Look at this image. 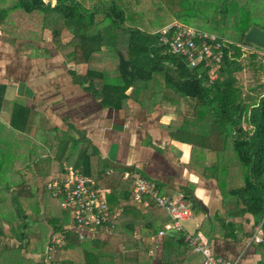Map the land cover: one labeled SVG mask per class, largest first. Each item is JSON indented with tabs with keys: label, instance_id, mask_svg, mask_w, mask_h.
<instances>
[{
	"label": "trees",
	"instance_id": "16d2710c",
	"mask_svg": "<svg viewBox=\"0 0 264 264\" xmlns=\"http://www.w3.org/2000/svg\"><path fill=\"white\" fill-rule=\"evenodd\" d=\"M51 1L0 0V37L10 43L23 39L39 42L47 31L57 48L71 49L66 57L86 65L84 73L68 72L72 81L101 106L126 109V101L131 98L146 112L157 104L179 109L180 118L172 119L164 128L172 139L190 144L192 166L215 179L224 216L213 217L219 221L222 234L234 239L240 234L249 235L252 231L244 233L236 223L224 218L250 214L256 225L264 214V81L259 75H264V63L258 53L264 45L246 40L251 28L264 32V21L253 20L257 13L264 15V0H189L199 13L204 8L211 11L206 22L212 30L207 31L226 39L216 77L211 81L208 68L202 64L187 66L183 58L167 53L158 42V31L164 25L174 19L187 24L183 19L191 14L186 10V0ZM64 34L70 38L62 43ZM25 45L29 43L20 47ZM249 69L252 83L243 86L239 72ZM5 89L0 84V108ZM30 114L27 107L12 101L9 125L25 132ZM62 135L48 143L58 163L70 162L66 150L70 142L73 146L76 143ZM87 148H82L74 167L85 175H95L98 186L110 187L106 200L113 213L118 198L112 190L120 189L124 198H133L132 177L122 179L125 169L121 168L113 169L104 179L99 177L101 168L91 174L92 156L96 157L97 152ZM207 152L213 153L214 163L195 164L193 157ZM2 184L0 236L14 238L17 244L0 247V264H116L117 255L105 249L104 241L79 238L68 226L71 212L61 208L59 198L43 190L58 208H54V202L47 205L43 198L38 202L34 182L27 178H22L14 190L8 182ZM143 197L148 200L149 212L161 209L151 196ZM191 206L199 208L193 201ZM134 208L122 206L115 225L130 231L128 222L141 215ZM146 228L148 235L157 231L151 223ZM262 230V240L251 244L264 264V226ZM55 233L63 234L64 244L49 248V239ZM169 237L164 236V246ZM182 238L177 237V248L183 244ZM34 252L42 253L38 260L25 256Z\"/></svg>",
	"mask_w": 264,
	"mask_h": 264
},
{
	"label": "crops",
	"instance_id": "0c3cea01",
	"mask_svg": "<svg viewBox=\"0 0 264 264\" xmlns=\"http://www.w3.org/2000/svg\"><path fill=\"white\" fill-rule=\"evenodd\" d=\"M69 38V34H64L62 43ZM22 43L29 45L21 48ZM70 50L57 48L47 31L44 32V40L39 42L23 39L10 43L0 37V84L6 86L0 108V182H11L10 188L14 190L22 178H27L34 182L32 188L36 187L37 196L41 199L43 190H46V179L60 175L64 164L74 167L84 146L88 151L94 148L97 156H92L91 174L101 168L99 177L104 179L113 169L121 168L125 169L122 179L136 172L153 180L158 191L165 196L182 194L192 211L191 217L183 220L187 225V228L183 225V231L189 232L192 228V232H199L214 254L238 258L241 264H261L260 254L251 243L244 242L245 235L240 234L238 239H234L222 234L219 221L213 217L224 216L215 179L204 176L192 166L191 145L172 139L164 128L172 119L180 118L181 111L157 104L152 111L146 112L131 98L126 101V109L101 106L89 92L72 81L68 71L84 73L86 65L75 64L66 57ZM12 101L31 111L25 132L9 125ZM60 134L64 139L76 140L74 146L70 142L66 150L70 162L62 160L58 163L49 148L48 143ZM52 146L56 149L54 142ZM202 156L193 157L195 164L202 161L205 165L214 163L213 153L207 152ZM75 168L80 170L77 166ZM94 176L89 177L95 181ZM103 188L110 192V187ZM112 191L118 198V206L113 212L116 214L113 229L85 231L79 238L104 241L105 249L117 255L116 264H200V256L186 246L183 238L180 248L176 247L177 237H183V231L167 230L159 234L170 221L161 207L158 212H149L145 197L126 199L120 189ZM193 198L201 201L202 207ZM191 201L199 208L192 207ZM47 205L52 204L47 202ZM126 205L135 207L141 214L136 221L128 222L130 231L115 225L122 206ZM224 220L233 221L244 233L252 231L255 226L250 214L225 217ZM147 223L157 231L148 235ZM166 235L171 239L164 246ZM2 237L0 247L6 244ZM41 255L25 253L34 260Z\"/></svg>",
	"mask_w": 264,
	"mask_h": 264
},
{
	"label": "built area",
	"instance_id": "2783aa9c",
	"mask_svg": "<svg viewBox=\"0 0 264 264\" xmlns=\"http://www.w3.org/2000/svg\"><path fill=\"white\" fill-rule=\"evenodd\" d=\"M51 2L53 3L54 0ZM158 34L159 45L167 53L180 56L189 67L202 64L203 67L208 68L209 81L216 77L222 58V45L226 40L224 37L177 20L164 25L159 29ZM129 175L132 177L134 198L140 199L143 195H149L169 215L170 221L164 226V230L159 231V234L167 230L183 231L181 221L192 215L186 198L182 194L165 196L158 191L153 180L136 172ZM44 188L53 197L60 199L61 208L69 209L72 218L70 228L80 237L85 231L113 229L116 214L110 213L108 209L106 200L108 190L98 186L91 177L83 174L78 168L64 164L60 175L49 177L44 181ZM263 226L264 214L252 232L243 238L244 242L246 244L253 241L260 242ZM183 241L192 252L200 256V264H241L238 258L230 259L214 254L199 232L183 231ZM49 243V248L62 245L63 234L51 235Z\"/></svg>",
	"mask_w": 264,
	"mask_h": 264
},
{
	"label": "rangeland",
	"instance_id": "374dc122",
	"mask_svg": "<svg viewBox=\"0 0 264 264\" xmlns=\"http://www.w3.org/2000/svg\"><path fill=\"white\" fill-rule=\"evenodd\" d=\"M185 3H186L185 7L188 8L186 10L189 12V15L191 14V17L184 18L183 20L187 24H190V25H193V26H196V27H200V28H204L205 30H212V25H210V24H208L206 22L207 17L209 16V13L211 11L209 10V13H208L207 9L204 8V11H201V13H199L196 4L191 3L189 0H186ZM260 8L263 9V6L260 5ZM192 15H194V17ZM253 20L260 23V22L264 21V15L262 13H257L256 16L253 18ZM180 22H182V21H180ZM259 26L260 25H258V27ZM217 28H220V27H217ZM216 30H218V29H216ZM258 53H259V55L261 57V61L264 63V49H260L258 51ZM259 75H260V79H262L264 81V75L261 74V73H259ZM239 76H240V79H241V84L243 86L247 85L249 83H252L251 82V71H250V69L249 70L240 71L239 72ZM27 171L28 170H24V172H27ZM2 183L3 182H0V188L3 185ZM9 185H11V182L9 183ZM42 195H43L44 203H47V202L53 203L54 202V205H55L54 208L55 209L58 208L57 205H56L55 200L49 195V193L44 191ZM37 198H38V196H37ZM38 202H40L39 198H38ZM185 224H186L185 222L181 221L182 227H183V225L186 227L187 225H185ZM189 228H191V227H189ZM192 231H193L192 228L189 229V232H192ZM2 241H4L6 244L7 243L8 244L13 243L14 245L17 244V241L14 238H10V237H7V236H3L2 237Z\"/></svg>",
	"mask_w": 264,
	"mask_h": 264
},
{
	"label": "water",
	"instance_id": "95a60500",
	"mask_svg": "<svg viewBox=\"0 0 264 264\" xmlns=\"http://www.w3.org/2000/svg\"><path fill=\"white\" fill-rule=\"evenodd\" d=\"M246 40L253 42L258 45H264V32L257 29V28H251L246 33ZM194 202L202 207L201 201L193 198ZM204 209V208H203Z\"/></svg>",
	"mask_w": 264,
	"mask_h": 264
}]
</instances>
